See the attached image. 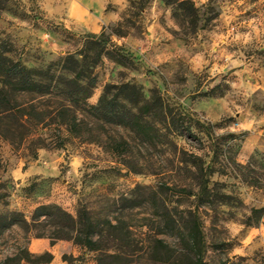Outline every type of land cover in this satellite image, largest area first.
<instances>
[{"label": "rangeland", "instance_id": "obj_1", "mask_svg": "<svg viewBox=\"0 0 264 264\" xmlns=\"http://www.w3.org/2000/svg\"><path fill=\"white\" fill-rule=\"evenodd\" d=\"M190 1L195 12L164 0L3 3L0 39L12 59L60 73L62 58L86 50L93 36L104 33L99 44L107 51L87 52V74L97 81L89 103L96 104L108 84L135 83L146 97L157 91L179 122L185 116L193 124L198 138L152 144L81 112L85 120L71 131L58 116L60 99L19 96L28 111L35 106L36 118L15 126L10 138L0 134V218L21 211L30 220L46 203L74 215L86 208L105 226L107 249L124 251L129 264H152L143 251L154 237L175 238L151 220L159 210L151 199L193 206L194 196L181 189L197 191L209 180L212 202L200 208L208 259L264 264V214L251 211L264 207V0ZM41 114L45 120L38 122ZM192 153L202 158L203 171L190 163ZM36 233L0 227V263L28 247L52 252L47 264H97V252L72 240L52 244Z\"/></svg>", "mask_w": 264, "mask_h": 264}, {"label": "trees", "instance_id": "obj_2", "mask_svg": "<svg viewBox=\"0 0 264 264\" xmlns=\"http://www.w3.org/2000/svg\"><path fill=\"white\" fill-rule=\"evenodd\" d=\"M164 1L169 5H177L179 10H184L190 5V9L196 11L190 0ZM4 2L9 0H0V20L1 13L6 9ZM114 34L121 37L125 35L123 32ZM104 36V33L99 38L93 36L94 39L87 43L86 50L62 58L58 63L60 73L54 72L52 67L47 70L31 69L21 61H15L9 56L12 53L11 48L0 39V134L10 138L9 136L14 134L15 126H22L23 122H32L36 118L33 115L36 110L34 105L28 111L19 102V96L31 94L60 99L58 116L71 131L77 129L80 122L85 120L79 119L77 113L81 112L85 118L90 117L102 124L125 127L152 144L167 139L177 146L175 137L198 138L193 132V124L185 116L179 122L171 106L157 91L146 97L142 88L135 83L108 84L99 101L96 104L89 103L97 81L87 74V52L92 47L100 50V55L105 53L106 46L99 44L100 38ZM112 59L116 63H123L121 58ZM37 118L38 122L45 120L43 114ZM190 157V163L195 168L200 171L205 169V163L199 155L192 153ZM211 168V165L207 166V169ZM181 192L188 197L194 196L193 206L181 207L175 201L158 196L151 199V204L159 207L151 220L158 226L161 234L169 235L175 238V241L170 243L164 238L154 237L143 254L149 255L152 264H214L207 257L208 243L200 214L201 206L212 202L209 180L200 184L197 191L184 187ZM123 201L133 204L135 199L124 197ZM251 211L262 216L264 207L252 208ZM14 225H19L29 232L35 230L36 237L49 238L52 244L57 240H72L88 250L97 252V264H129L125 261L127 254L124 251H110L105 247L106 228L86 208L74 215L58 203H46L35 208L30 220L21 211H12L0 218V227L10 228ZM108 225L117 229L119 222L108 220ZM53 258L54 255L50 251L36 254L28 247H21L16 254L7 257L0 264H21L22 261L47 264ZM226 260H230L228 256Z\"/></svg>", "mask_w": 264, "mask_h": 264}]
</instances>
